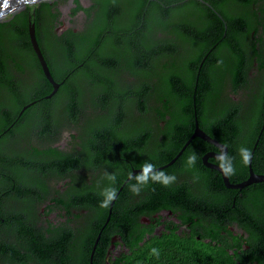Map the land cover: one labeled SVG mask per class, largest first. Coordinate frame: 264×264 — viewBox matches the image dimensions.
Instances as JSON below:
<instances>
[{
    "label": "trees",
    "instance_id": "16d2710c",
    "mask_svg": "<svg viewBox=\"0 0 264 264\" xmlns=\"http://www.w3.org/2000/svg\"><path fill=\"white\" fill-rule=\"evenodd\" d=\"M205 1L211 7L199 0L78 3L85 27L64 32L61 45L51 2L0 22V124L30 111V140L35 133L43 142L0 154V264H89L99 231L91 264H264V182L227 187L202 161L217 147L199 137L155 169L182 148L196 119L227 147L208 161L231 164V183L248 176L249 160L264 174V0ZM31 23L36 41L42 32L49 41L40 51L61 56L50 69L60 83L50 97L42 70L32 71L31 83L19 63L18 74L3 64L28 61ZM146 165L153 170L123 184ZM161 173L175 179L165 184ZM163 209L180 222L154 232L156 222L140 220Z\"/></svg>",
    "mask_w": 264,
    "mask_h": 264
},
{
    "label": "flooded vegetation",
    "instance_id": "af4514ba",
    "mask_svg": "<svg viewBox=\"0 0 264 264\" xmlns=\"http://www.w3.org/2000/svg\"><path fill=\"white\" fill-rule=\"evenodd\" d=\"M77 5H78V3L76 2V7H77ZM14 14L15 13L8 14V16L5 15L7 17L1 18L0 22L8 21ZM83 14L86 17V14L85 13H83ZM62 22H63L62 20H59L57 18L53 21V26H52L53 32L58 36V42L60 43V45L65 44V38L62 37V34L64 32H66L70 28L76 32V31L82 30L85 27L84 26L85 22H83L82 24H78V27H76V28L72 27V26H67L68 24L63 25ZM68 23L70 24V21H68ZM38 41L39 42H37V43H38L39 48L44 46L46 42L49 43V41L47 40V38L43 32L40 34ZM30 49H31L30 57L26 56L28 58V61L26 60V58L24 56V58L21 57L18 62L17 61L15 62L12 58H8V59L3 61V64H4V67L7 69V71H10L11 73L18 74L19 72H17V70H16V66H17L16 63H19L25 71L29 70L30 82L32 83L33 82L31 79L32 71L35 72L36 68L38 70H41V67L39 65L36 54L34 53V51L32 49L31 44H30ZM41 53H42L47 65H48L49 70L51 68L55 69V68L60 67L59 65L62 63L61 56L57 57L55 54H52V53L51 54L50 53L44 54L42 51H41ZM250 75H252V74H250ZM14 80H16V79L14 78ZM29 108H30V106H29ZM22 113H23V111L22 112L19 111L17 116L14 118V120L7 123V124H4V125L0 124V154L3 151L9 152L12 154L17 153V152L27 153L28 151L30 152V144H32L36 147H40L41 145H43V142L39 139V137L35 133H33V139L30 140V111H29V115L26 118L22 117ZM61 135L63 137L68 136V131L64 130ZM55 145H57L60 149L64 148V146L67 145L66 139L63 138L62 140L57 141L55 143ZM17 162L19 163V157L18 156H17ZM133 169H141V168H133ZM152 217H154L153 220H151L150 217H148V216H142L140 220L143 222H146V223H155L156 222L154 232L162 230L165 227L164 226L165 221L168 222L171 226L177 225L180 222L177 219V215L172 214V211L169 209H163V210L153 214ZM155 220L160 221L158 223V225H157V221H155Z\"/></svg>",
    "mask_w": 264,
    "mask_h": 264
},
{
    "label": "water",
    "instance_id": "95a60500",
    "mask_svg": "<svg viewBox=\"0 0 264 264\" xmlns=\"http://www.w3.org/2000/svg\"><path fill=\"white\" fill-rule=\"evenodd\" d=\"M36 1H42V0H0V18L5 16L6 14H13V13L17 12V10L21 9L22 7H24L25 5L33 3V2H36ZM199 1L205 3L207 6L211 7V5L208 2H206L205 0H199ZM5 4H6V6H5ZM217 15L222 20H224L219 13H217ZM28 31H29V37H30V44L32 46V49H33L34 53L36 54L38 62L40 64V66H41V70H42L43 74L45 75V77L47 78V80L50 82V84L53 87L51 93L46 96V97H50L56 91V89L58 88L60 83L53 79V77H52V75L50 73V70L48 68V65H47V63H46V61H45V59H44V57H43V55H42V53L40 51V48H39L38 43L36 41L33 23H31L29 25ZM30 104L31 103L26 104L23 107V109L26 108L27 106H29ZM263 126H264V124H263ZM263 126H262V128H263ZM262 128H261V131H262ZM194 137H199V138H201V139H203V140H205V141H207V142H209V143H211V144H213L214 146L217 147L218 151L212 150V151L206 152L202 156V161H203V163L206 166L217 170L221 174L223 182H224V184L227 187H230V188H243L244 186H247V185H249V184H251L253 182H260V181L264 182V174L255 173L253 171L252 167H251L250 160H249V163H248V176L245 179H243L242 181H239V182H236V183H231L229 181L228 174L225 172V170H224V168L222 166H220L219 164H216V163L208 161L209 157H214V158H217V159L222 158L227 152V147L223 143L219 142L217 139H215V138L211 137L210 135H208L204 130H202L199 127L198 122H197L196 119H195V123H194L193 132L190 135V137L188 138V140L185 142V144L182 146V148L176 153V155L169 162H167L163 166H159V167H157L155 169L162 168V167H165V166L170 165L171 163H173V161L182 153L184 148L188 145V143ZM258 138H259V135L257 137L256 142L258 141ZM255 145H256V143L254 144V146ZM252 151H253V149H252ZM250 159H251V157H250ZM152 170L153 169H148L147 171H152ZM144 171H145V168H143V169H133L132 173L125 179L123 184L127 180H129L131 175H133L134 173L144 172ZM123 184H122V186H123ZM122 186L120 187V189L122 188ZM114 200H115V198L112 199L109 202L108 216H107V218L105 220V223L102 225L101 229L104 227L106 222L109 220ZM99 236H100V231H99L98 235L96 236L94 244L92 246V250H91V253H90V256H89V264H91L92 254H93V251L95 249L96 243H97V241L99 239Z\"/></svg>",
    "mask_w": 264,
    "mask_h": 264
},
{
    "label": "rangeland",
    "instance_id": "374dc122",
    "mask_svg": "<svg viewBox=\"0 0 264 264\" xmlns=\"http://www.w3.org/2000/svg\"><path fill=\"white\" fill-rule=\"evenodd\" d=\"M42 1H48L53 4L54 11L58 13L57 18L59 20H62L63 25L72 26V27H78V24H82L86 17L83 13L84 9H77L76 8V1L75 0H42ZM41 1H36L30 4L25 5L21 9L17 10L19 12L20 10L24 9L26 6H31L34 4H37ZM78 3L81 6H84L85 8L90 4V0H79ZM76 8V9H75ZM16 13V12H15ZM8 16V14H6ZM7 16H3L1 18H5ZM0 18V19H1ZM56 18V19H57ZM70 21V24L68 23ZM63 139V138H62Z\"/></svg>",
    "mask_w": 264,
    "mask_h": 264
},
{
    "label": "clouds",
    "instance_id": "9594fccd",
    "mask_svg": "<svg viewBox=\"0 0 264 264\" xmlns=\"http://www.w3.org/2000/svg\"><path fill=\"white\" fill-rule=\"evenodd\" d=\"M5 6H6V4H5ZM240 153H241V158H242V160H243L244 162H247L248 159H249V155H250V153L248 152V150L245 149V148H241V149H240ZM194 160H195V157H194V156L189 157V161H190V162H194ZM150 167H151L150 165H146V166H145V171H147ZM224 170H225L226 173H231V172H233L234 169H233V167L231 166V164H229V165H227V166L225 167ZM160 175H161V177H163L162 182L165 183V184H167L170 180L175 179L174 176H165L163 173H161ZM110 179H114V177H110ZM138 180L141 181V182H146L147 177H146L145 175H140V176L138 177ZM133 190H138V188H137L135 185H133ZM114 198H115V190L113 189V190L108 191V192L106 193V198H105V200L103 201V206H104V207H107L109 201H111V200L114 199Z\"/></svg>",
    "mask_w": 264,
    "mask_h": 264
}]
</instances>
